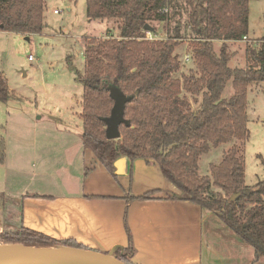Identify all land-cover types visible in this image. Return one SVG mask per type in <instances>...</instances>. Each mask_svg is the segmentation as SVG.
<instances>
[{
  "label": "trees",
  "instance_id": "obj_1",
  "mask_svg": "<svg viewBox=\"0 0 264 264\" xmlns=\"http://www.w3.org/2000/svg\"><path fill=\"white\" fill-rule=\"evenodd\" d=\"M249 0H86L88 19H114L117 34L88 36L83 43V71H76L82 84L81 141L109 171L120 155L156 163L163 176L179 191L178 198L214 213L237 238L253 248L252 263L264 257V177L248 188L244 181L243 147L248 139L247 91L264 82V41L254 47L248 39L246 66H230L234 53L228 43L248 34ZM45 0H0V30L21 34L39 33L45 23ZM166 9V11L164 10ZM185 15V16H184ZM184 16V22L180 20ZM168 38L150 40L156 23L175 18ZM189 40L193 66L179 76L181 63L175 48ZM216 43L219 44L216 47ZM232 92L223 96L228 81ZM131 96L125 103L120 136L108 139L104 118L113 99L109 86ZM10 90L0 73V102ZM234 140L209 173H197L202 153ZM0 141V161L3 158ZM264 164V160H263ZM144 197V196H143ZM0 192V205H4ZM6 203V202H5ZM6 226L14 229L0 236L2 242L24 246L83 247L71 238L56 239L26 228L11 217L14 204H7ZM129 238L115 248L116 258L133 264Z\"/></svg>",
  "mask_w": 264,
  "mask_h": 264
},
{
  "label": "rangeland",
  "instance_id": "obj_2",
  "mask_svg": "<svg viewBox=\"0 0 264 264\" xmlns=\"http://www.w3.org/2000/svg\"><path fill=\"white\" fill-rule=\"evenodd\" d=\"M184 16L180 20L182 23ZM43 18L45 25L39 33L0 30V73L10 90L7 102H0V141L3 145L0 192L3 191L6 202L0 205V236L14 229L13 225L6 226L7 204H14L16 212L11 218L18 224L17 199L23 194L55 195L71 191L73 180L80 184L86 171L82 158L71 145L67 146L71 136L80 140V147H84L79 116L82 84L77 80L76 71H83L86 37L117 34L116 20L87 18L86 0H45ZM175 19L165 24L156 23L157 34L168 35L165 28L169 29ZM247 39L255 41L252 46L256 48L264 41V0L248 2ZM246 43L249 42L228 43L229 50L234 53L229 60L230 66L249 64V60H245V49L254 47ZM189 47V40H183L175 48L181 63L175 76L193 66L191 58L186 62L182 60L183 55L189 53ZM231 92L229 80L222 94L226 97ZM247 101L249 136L242 154L244 181L252 188L264 177V82L248 87ZM233 142L221 143L202 153L197 173L208 174L209 165L219 163ZM4 243L9 242L0 240V244ZM211 248L223 260L234 254L227 243L220 242L218 247ZM252 255L253 251L243 253L242 262L246 263Z\"/></svg>",
  "mask_w": 264,
  "mask_h": 264
},
{
  "label": "crops",
  "instance_id": "obj_3",
  "mask_svg": "<svg viewBox=\"0 0 264 264\" xmlns=\"http://www.w3.org/2000/svg\"><path fill=\"white\" fill-rule=\"evenodd\" d=\"M79 141L70 136L67 146L82 158L80 184L73 180L71 191L55 195L23 194L17 199L22 226L111 254L128 245V229L133 264H264V257L243 263L241 255L253 248L214 213L178 198L156 163L120 155L109 172ZM220 242L234 253L225 260L211 248Z\"/></svg>",
  "mask_w": 264,
  "mask_h": 264
},
{
  "label": "water",
  "instance_id": "obj_4",
  "mask_svg": "<svg viewBox=\"0 0 264 264\" xmlns=\"http://www.w3.org/2000/svg\"><path fill=\"white\" fill-rule=\"evenodd\" d=\"M109 95L114 102L110 114L104 118L105 135L108 139H114L120 136V124H127L123 113L125 103L131 99V96L123 93L115 85L109 86ZM51 249L52 252L47 254H29L2 259L0 264H127L111 253L82 247L65 246Z\"/></svg>",
  "mask_w": 264,
  "mask_h": 264
},
{
  "label": "bare ground",
  "instance_id": "obj_5",
  "mask_svg": "<svg viewBox=\"0 0 264 264\" xmlns=\"http://www.w3.org/2000/svg\"><path fill=\"white\" fill-rule=\"evenodd\" d=\"M52 252L51 248L32 246H24L20 243H4L0 244V260L7 258H17L29 254H47Z\"/></svg>",
  "mask_w": 264,
  "mask_h": 264
},
{
  "label": "built area",
  "instance_id": "obj_6",
  "mask_svg": "<svg viewBox=\"0 0 264 264\" xmlns=\"http://www.w3.org/2000/svg\"><path fill=\"white\" fill-rule=\"evenodd\" d=\"M166 11V9H164ZM54 12H57L56 9L53 10ZM162 34V36H160L159 34H152L150 31H146L145 33V38L150 39V40H155V39H163V38H168V35L164 34V33H160ZM247 37L243 36L242 40H246ZM183 62L189 61L190 60V55L189 53H185L182 57Z\"/></svg>",
  "mask_w": 264,
  "mask_h": 264
}]
</instances>
